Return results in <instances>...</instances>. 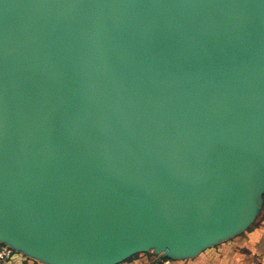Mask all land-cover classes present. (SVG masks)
I'll list each match as a JSON object with an SVG mask.
<instances>
[{
    "label": "water",
    "instance_id": "obj_1",
    "mask_svg": "<svg viewBox=\"0 0 264 264\" xmlns=\"http://www.w3.org/2000/svg\"><path fill=\"white\" fill-rule=\"evenodd\" d=\"M263 207L264 0H0V244L184 261Z\"/></svg>",
    "mask_w": 264,
    "mask_h": 264
},
{
    "label": "crops",
    "instance_id": "obj_2",
    "mask_svg": "<svg viewBox=\"0 0 264 264\" xmlns=\"http://www.w3.org/2000/svg\"><path fill=\"white\" fill-rule=\"evenodd\" d=\"M153 252L138 254L121 264H163ZM264 264V213L258 223L236 238L208 249L195 259L171 264ZM4 264H42L15 252Z\"/></svg>",
    "mask_w": 264,
    "mask_h": 264
},
{
    "label": "built area",
    "instance_id": "obj_3",
    "mask_svg": "<svg viewBox=\"0 0 264 264\" xmlns=\"http://www.w3.org/2000/svg\"><path fill=\"white\" fill-rule=\"evenodd\" d=\"M15 254V251L9 246L0 244V264H4L9 261L12 256ZM163 264H171L172 260L163 259ZM258 264V263H257Z\"/></svg>",
    "mask_w": 264,
    "mask_h": 264
},
{
    "label": "rangeland",
    "instance_id": "obj_4",
    "mask_svg": "<svg viewBox=\"0 0 264 264\" xmlns=\"http://www.w3.org/2000/svg\"><path fill=\"white\" fill-rule=\"evenodd\" d=\"M263 213H264V207H263V209H262L261 214H260L259 217L257 218L256 222H255L250 228H252L253 226H255V225L258 223V221L261 219V216L263 215ZM250 228H249V229H250Z\"/></svg>",
    "mask_w": 264,
    "mask_h": 264
}]
</instances>
